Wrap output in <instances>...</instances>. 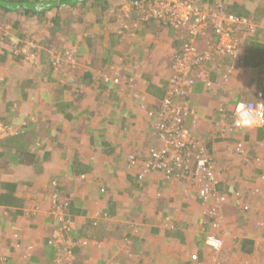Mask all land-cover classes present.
Wrapping results in <instances>:
<instances>
[{
	"label": "crops",
	"instance_id": "crops-1",
	"mask_svg": "<svg viewBox=\"0 0 264 264\" xmlns=\"http://www.w3.org/2000/svg\"><path fill=\"white\" fill-rule=\"evenodd\" d=\"M109 10L103 20L93 13L86 15L83 24H74L75 43L54 44L61 50L76 46L81 52L77 66L65 64L61 73L52 75L54 81L46 78L49 69L39 58L34 66L16 63L5 52L12 43L0 41V122L22 120L33 125L28 146L42 159L35 167L17 165L15 150L6 145L8 138L0 140V250L7 258L5 264H58L61 246H55L52 238L61 223L53 214L55 203L67 204L74 230L71 240L81 235L90 240L84 250L71 247L72 264H194L193 254L205 264H264V168L255 161L264 158V128L250 134L220 133L232 120L236 104L257 101L264 92V64L257 51L251 49L249 57V47L244 50L251 41L263 49L264 17L261 21L248 18L259 29L250 40L239 35L248 60L231 75L232 80L227 84L209 65L214 87L197 82L188 95L195 118L188 116L186 127L204 142L216 163L218 194L229 197L214 219L208 215L214 200L202 203L200 185L184 171L170 179L152 173L143 180L135 176L136 171H128L131 153L147 157L149 147L160 148L142 107L157 109L180 48L166 31L156 33L155 25L124 30L123 23L133 24L136 15L126 18L117 10L114 17ZM79 12L72 10V18ZM17 14H11L5 26L0 24V37L4 31L13 35L12 27L18 23L36 48L34 40L39 42L45 30L37 20ZM84 28L90 35L110 33L102 38V47L110 45L112 35L118 38L126 53L123 79L134 77L135 86L101 89L98 68L106 65L104 60L97 66L92 62ZM224 64L230 65L231 60L225 59ZM238 140L243 141L245 155L235 152ZM236 192L241 198L237 203ZM211 233L223 242L217 253L206 242Z\"/></svg>",
	"mask_w": 264,
	"mask_h": 264
},
{
	"label": "built area",
	"instance_id": "built-area-1",
	"mask_svg": "<svg viewBox=\"0 0 264 264\" xmlns=\"http://www.w3.org/2000/svg\"><path fill=\"white\" fill-rule=\"evenodd\" d=\"M136 8L138 10H135ZM118 10L123 16H129L132 10L137 11V21L134 26L140 24V21L153 19L182 33H187L188 37L182 46L181 55L174 59L166 97L160 102L157 110L147 111L150 127L161 146L160 148L150 147L146 159L139 157V154H131L128 158V170L133 174L136 171L139 180H143L156 171L164 173L166 178L173 177L177 171H184L200 185L198 196L204 204L214 200L213 208L208 211V215L215 219L219 217L221 205L227 203L229 197L218 194L216 163L203 142L186 127V118L188 116L195 118L188 95L197 82H203L207 88L214 87L207 65L215 66L217 72L224 78L236 70L242 63L239 35L246 41L256 33L257 27L248 18L227 14L221 5L205 10L191 0H146L141 5L134 2ZM56 56L61 59L60 55ZM225 59L231 60L230 66L224 65ZM117 61L111 67L112 74L103 76L105 83L114 85L122 83L125 66L123 68L120 66L123 60ZM241 107L247 110L240 111ZM219 113L222 115L225 113L222 105ZM250 116L253 117L254 122L248 124L241 122ZM231 119L228 123L226 122L224 128L222 127L220 131L222 136L239 132L249 133V131L264 128V103L240 102L234 108ZM14 133L12 128L0 125V138ZM244 151L243 141H238L235 152L242 155ZM256 162L264 167V158ZM234 195L235 202H240V193L236 192ZM66 208L67 204H54L53 214L61 223V227L54 231L52 241L55 246L64 247L59 248L58 264H72L71 247L76 246L84 250L90 243L84 238L71 240L69 234L70 231L74 232L73 222L70 215L66 213ZM206 242L215 253L219 252L223 245L222 240L213 233L207 236ZM191 260L194 264H205L196 254L191 256ZM6 261L7 258L0 252V264H5ZM107 264L122 263L108 261Z\"/></svg>",
	"mask_w": 264,
	"mask_h": 264
},
{
	"label": "trees",
	"instance_id": "trees-1",
	"mask_svg": "<svg viewBox=\"0 0 264 264\" xmlns=\"http://www.w3.org/2000/svg\"><path fill=\"white\" fill-rule=\"evenodd\" d=\"M111 1V2H110ZM115 0H0V24L3 26L6 25V20H9L11 14H14L18 12V16L24 17L27 20H37L39 25L45 30L40 37L41 39L39 42L34 40L35 46L31 42V40L27 41V37L22 30L18 28L19 24H15L12 27L13 35L15 33V36L10 33V35H7V31H4V36L0 37V41H9L12 43L13 47L9 51H5L8 54H11L12 57L15 59L16 63H28L32 64L34 66L35 61L39 58L41 60V64L44 69L47 70V79H50V81H54L52 78V75L56 73H61V71L64 69L65 64L70 66L71 68H75L78 62L79 57H81V52L79 48H76L75 51H73L72 48H68L65 50H61L55 46V43L61 44L60 47H63L70 42H74L76 40V29L74 28V24H83L85 21V17L88 14H95L98 15L99 19L105 16V13L107 10H109L110 4ZM146 0H126V2L121 4L118 9H122L125 4H132L134 2H138L140 5ZM197 5L202 6L203 9H209L216 7V5H221L223 9L226 11L227 14L235 15L238 17H245V18H253L254 20L261 21V18L264 17V0H191ZM257 6V10L251 11V7ZM79 9V15H76L72 18V10ZM135 10H138L137 8ZM132 10L130 12L134 13V15H137V11ZM65 13H68L66 16H64ZM97 18V23L101 26L100 20ZM253 20V21H254ZM145 29L147 27L156 26V33H163L167 32L169 37L173 40V44L176 48H180L178 50L177 54L174 56L172 65L174 62V59L181 55L182 53V46L187 41V33H182L179 30H176L175 28L166 25L161 22L151 20L146 21H140V24L138 25V28L140 26H144ZM143 28V29H144ZM259 29L256 30L258 32ZM124 31V30H123ZM173 31V32H169ZM155 33V34H156ZM174 33V34H173ZM110 36V33L104 34H89V30L87 28H84L82 32V36L84 41L86 42L88 48L92 51L93 55V61L95 65L97 66L100 60H104V65H106V68L104 66H100L98 70L100 71V74L105 73L107 70L108 76L112 74L111 67L115 64L114 59L118 58L122 59L126 57V53L123 52L122 49H120V41L118 42V38L115 35H112L111 43L108 47H102V38L104 36ZM158 35V34H156ZM249 37L246 41L250 40ZM75 43V42H74ZM254 41H251L249 44H246L244 47V50L249 47V57L251 54V49L253 51H257L256 54L261 60V62L264 64V60L262 58V52L264 56V42H263V49L260 46V44L256 43ZM32 44V46H31ZM30 45V46H29ZM103 48V52L100 53V48ZM39 47V48H38ZM40 47H43L41 49V52H38ZM242 47V45H241ZM23 49V50H22ZM243 49V48H242ZM258 49V50H257ZM262 49V50H261ZM50 52H47V51ZM53 53H52V52ZM70 52V55L74 57V65H72L69 62H65L58 58L56 54H59L62 58L65 57V52ZM41 53V54H39ZM39 55V56H38ZM87 55V54H86ZM83 55L82 56H86ZM58 58V59H56ZM43 59V60H42ZM248 60V56H246V53L244 52V55L242 54V63L241 65L246 64ZM4 62L1 61V64ZM47 65V66H46ZM226 65V64H225ZM46 66V67H45ZM209 66V65H207ZM172 68V66H171ZM101 69V70H100ZM209 69V67H208ZM216 70V69H215ZM101 76L100 81L98 82V85L102 87V90H105L104 88L108 87L111 89V86H114V84L105 83L103 79V75ZM125 76V75H124ZM7 79H5L6 81ZM5 81L3 83H5ZM169 82V81H168ZM68 86V85H67ZM69 87V86H68ZM65 88H67L65 86ZM82 89L84 87H81ZM0 91L3 94V91L0 86ZM61 90H59L60 92ZM113 91V90H112ZM168 91V86H167ZM58 92V91H57ZM1 94V95H2ZM167 94V92H166ZM165 94V96H166ZM113 96V95H112ZM164 96V97H165ZM257 101L253 102H263L264 103V92L261 94H258ZM250 102V101H247ZM62 106H65L64 104H60ZM13 126L18 128V134L16 136H13L12 138L9 137L6 142L7 147H10L15 150L14 158L15 163L17 165L22 166H38L40 165L39 161L40 159L38 157V154L36 151H31L30 147L28 145L32 144V141L28 139L30 136V133H33V125L22 124V120H19L16 123L12 124ZM11 138V139H10ZM6 140V139H5ZM11 152V151H10ZM246 150L244 151L243 155L246 154ZM260 157H256L255 161L259 160ZM258 164V163H257ZM264 168V167H263ZM199 200L203 203V201L199 198ZM95 223V222H94ZM94 226L97 225L93 224ZM61 227V226H60ZM60 227L56 228L59 229ZM55 229V230H56ZM84 238L82 235L78 236L76 239ZM90 242V240H89ZM79 248V247H78ZM80 249V248H79ZM201 261V259L199 258ZM203 262V261H202Z\"/></svg>",
	"mask_w": 264,
	"mask_h": 264
},
{
	"label": "rangeland",
	"instance_id": "rangeland-1",
	"mask_svg": "<svg viewBox=\"0 0 264 264\" xmlns=\"http://www.w3.org/2000/svg\"><path fill=\"white\" fill-rule=\"evenodd\" d=\"M111 2V1H110ZM121 4H118V2L115 0V1H113L111 4H110V10H109V12H111V15L113 16L114 15V17H117V13H113V12H117V10H118V8H119V6H120ZM116 6H117V8H116ZM203 5H201V7H202ZM108 12V11H107ZM113 23H115V22H113ZM122 27H123V29L124 30H126V31H130V29H131V27L127 24V23H123V25H122ZM133 28H137L136 26H133ZM211 40H212V38H211ZM204 44V43H203ZM31 46H32V44H31ZM76 48H74L73 49V51L75 50ZM131 59V58H130ZM61 60H63V61H65V62H69V63H71L72 65H74V57H72L71 55H70V52H68V51H66L65 52V57L64 58H62ZM123 60V59H122ZM131 61V60H130ZM225 65V64H224ZM231 65V64H230ZM230 65H225V66H230ZM120 66H122V68L124 67V60H123V63L121 62V64H120ZM237 69V68H236ZM235 71L236 70H233L232 72H231V74L227 77V78H224V77H222V80L223 81H226V83L228 84L229 83V81H231L232 79L230 78L231 77V75L232 74H234L235 73ZM108 70L104 73V74H101V75H103V76H108ZM122 74V73H121ZM171 75H172V73H171ZM170 75V76H171ZM170 79V78H169ZM135 82H136V80H135V78L134 77H129L128 79H122V84H123V86H124V88H132L133 86H135ZM142 109L144 110V112L145 113H147V111L150 109H148V110H146V108L143 106L142 107ZM46 112H47V110H46ZM104 111H102V113H103ZM101 113V114H102ZM132 154V153H131ZM199 190V189H198Z\"/></svg>",
	"mask_w": 264,
	"mask_h": 264
},
{
	"label": "clouds",
	"instance_id": "clouds-1",
	"mask_svg": "<svg viewBox=\"0 0 264 264\" xmlns=\"http://www.w3.org/2000/svg\"><path fill=\"white\" fill-rule=\"evenodd\" d=\"M126 18H128L127 16H125ZM133 24H132V22H130V23H127L130 27L132 26H134V24H136V21H137V17L135 16L133 19ZM138 25L139 24H137V28H138ZM76 50V49H75ZM74 50V51H75ZM56 55H59V54H56ZM61 59H62V57H61ZM240 66V65H239ZM238 66V67H239ZM237 67V68H238ZM124 72V71H123ZM128 79V78H127ZM126 80V79H125ZM121 85H123L122 83L120 84V85H114V86H121ZM166 97V96H165ZM164 97V98H165ZM163 98V99H164ZM162 99V100H163ZM161 100V101H162ZM247 102V101H246ZM240 103V102H239ZM238 103V104H239ZM159 105H160V103H159ZM159 105H158V107H159ZM237 105V104H236ZM158 107H157V109H158ZM236 107V106H235ZM157 109H152V110H157ZM150 110V109H149ZM247 109L245 108V107H241L240 108V111H246ZM234 111V110H233ZM226 113V112H225ZM224 113V114H225ZM147 114V113H146ZM147 116V115H146ZM231 118H233V112H232V117ZM225 119H227V118H225ZM242 123H244V124H248V123H252V122H254V120H253V117H247V118H245L243 121H241ZM0 125H2V126H4V127H10V128H12L14 131H15V133L14 134H12V135H7V136H5L4 138H0V140H4V139H7V138H9V137H13V136H16L17 134H18V128L17 127H15V126H13L12 124H10V123H7V124H5V123H2V122H0ZM151 128V127H150ZM191 131V130H190ZM192 132V131H191ZM193 134V133H192ZM194 135V134H193ZM156 136V135H155ZM195 136V135H194ZM196 137V136H195ZM156 138H157V136H156ZM157 140H158V138H157ZM238 141H241V140H238ZM237 141V142H238ZM158 142H159V144H160V141L158 140ZM202 142V141H201ZM203 144H204V142H203ZM160 146H161V144H160ZM204 146L206 147V145L204 144ZM150 148V147H149ZM148 148V149H149ZM207 148V147H206ZM244 148H245V146H244ZM209 152V151H208ZM132 154H136V153H132ZM139 154V156L142 158V159H146L147 157H143L142 155H140L141 153H138ZM131 155V154H130ZM210 155H211V153H210ZM243 155V154H242ZM146 156H148V150H147V155ZM129 158V157H128ZM127 158V159H128ZM127 168H128V165H127ZM129 171V170H128ZM130 172V171H129ZM157 172H160V171H156V172H153V173H157ZM160 173H162V172H160ZM133 174V173H132ZM136 174V173H135ZM152 174V173H151ZM164 176H165V174L164 173H162ZM136 176V175H135ZM137 177V176H136ZM165 178H166V176H165ZM167 179H170V178H167ZM0 252H1V250H0ZM2 253V252H1Z\"/></svg>",
	"mask_w": 264,
	"mask_h": 264
}]
</instances>
